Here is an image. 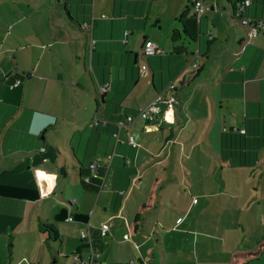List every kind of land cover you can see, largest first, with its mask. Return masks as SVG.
I'll list each match as a JSON object with an SVG mask.
<instances>
[{
  "label": "crops",
  "instance_id": "1",
  "mask_svg": "<svg viewBox=\"0 0 264 264\" xmlns=\"http://www.w3.org/2000/svg\"><path fill=\"white\" fill-rule=\"evenodd\" d=\"M39 1L16 23L30 24L34 65L18 73L0 62V252L10 259L5 247L12 235L25 238L27 221V253L44 237L54 263L58 253L82 258L89 252L80 240L84 224L108 222L95 264H150L161 225L167 235H190L187 218L211 194L199 190L206 178L214 183L222 149L239 165L264 155V25L242 49L246 29L233 17L242 0H206L194 39L180 19L186 9L195 16L193 0H56L57 8ZM246 14L264 19V0H252ZM145 40L162 52L144 57ZM15 72L20 84L10 88ZM171 82L177 103L166 116L126 122ZM98 161L107 167L94 193L82 188L78 172ZM184 186L191 209L174 216L169 198L184 204L177 201ZM50 217L59 242L38 231ZM201 217L198 209L193 222ZM157 243L165 264L166 243Z\"/></svg>",
  "mask_w": 264,
  "mask_h": 264
},
{
  "label": "rangeland",
  "instance_id": "2",
  "mask_svg": "<svg viewBox=\"0 0 264 264\" xmlns=\"http://www.w3.org/2000/svg\"><path fill=\"white\" fill-rule=\"evenodd\" d=\"M39 2L41 1L0 0V62H11L12 66L9 68L11 72L16 70L18 73H23V68H30L35 63L39 50L28 46L29 43L33 44L30 24H27L25 20L16 23L22 9L28 4L33 6ZM43 4L57 8L56 0H43ZM26 47L27 50H25ZM34 82L36 83V80L33 79L31 85ZM31 90L33 91L32 86ZM62 153L65 152L62 150ZM67 155L71 161L70 155ZM226 158L228 160L225 161L221 157L218 158L223 165L215 169L214 183L211 184L209 178H206V189L199 190L211 194L205 195L202 200L198 199L196 209L193 208L187 218L188 227L192 229L190 235L181 234L182 237H177L178 235L173 233L167 235L165 228L161 225L153 240L156 260L152 259L153 255H149L150 264H162L161 249L157 243L159 237L166 243L165 264H264V155L259 154L257 159L252 158L244 165H239L238 161H232L230 155ZM222 167L223 170H221ZM184 188L187 193L177 199L178 202L185 200L184 204L176 206V203L169 198V211L174 216L189 212L187 199L191 197L187 187L184 186ZM169 191L172 190L169 189ZM73 199L75 198L68 200ZM58 204L61 203L57 201ZM62 204L67 209V204ZM50 207H52L51 202L48 200L45 206L46 214ZM53 209L58 211L57 207ZM198 209L201 210L202 217L194 223L193 215L198 214ZM48 224L54 225V219L50 217ZM25 230L27 233L23 240L14 235L10 236V242L5 247L6 253L10 252V259L8 260L7 257L4 259L0 252V264L73 263L71 257L62 259L64 255L60 253H58L57 263H54L55 253L44 241V237H41L42 242L38 249L35 248L36 242H33L34 252L27 253V250L23 249L30 246L31 241L27 221ZM51 247L58 252L61 249L55 242ZM248 252L259 253L252 257L240 256V253ZM89 258L90 252L82 254L84 261L87 262ZM233 259L236 261L234 262ZM135 263V261L130 262V264Z\"/></svg>",
  "mask_w": 264,
  "mask_h": 264
},
{
  "label": "built area",
  "instance_id": "3",
  "mask_svg": "<svg viewBox=\"0 0 264 264\" xmlns=\"http://www.w3.org/2000/svg\"><path fill=\"white\" fill-rule=\"evenodd\" d=\"M205 1L206 0L192 1V7L194 9V13L197 19L201 17L206 10ZM251 2L252 0H242L235 8L233 14V17L234 19H236L238 24L242 26L244 29H246V36L241 43L242 49L247 44L252 43V41L257 37L260 29L264 25V19L252 18L246 14V9L251 4ZM161 52L162 50L159 49L152 41L150 40L144 41L142 46V55L144 57L154 56L160 54ZM146 68L147 66L143 64L140 68L141 72H144ZM197 69H198V65L193 60L187 66V70L192 73H194V71H196ZM19 84H20V80L13 78V82L9 85V87L13 88L18 86ZM174 89H175V84L173 82L169 83L162 91L157 93L154 100H152L145 106L138 108L134 114H127L125 117L126 122L130 123L135 118H140L144 121H153L158 117L166 116V114L170 112V110L177 103L176 98L173 96ZM104 91H105V87H102L100 93ZM241 132H244V130H242ZM114 137L117 138V134H114ZM127 142L132 147L137 146V143L134 141L132 136L127 137ZM107 157H108L107 159H109L110 155ZM103 165L105 166V170H106L107 164L105 165L104 162ZM89 166L91 169H93L99 166V164L98 162H91ZM66 221L72 222L73 221L72 216H68ZM96 228L98 229L100 236L105 238L110 229V225L108 222H101ZM89 229H90L89 224L85 223L83 230L80 232V239L83 240L86 243V245H89L88 249L90 252V258L86 262L78 254H74L72 256V260L74 264H95V258H97L98 254L93 253L90 248Z\"/></svg>",
  "mask_w": 264,
  "mask_h": 264
},
{
  "label": "trees",
  "instance_id": "4",
  "mask_svg": "<svg viewBox=\"0 0 264 264\" xmlns=\"http://www.w3.org/2000/svg\"><path fill=\"white\" fill-rule=\"evenodd\" d=\"M190 3L192 4V1ZM185 13H187V9L180 16V19H182L184 32L191 39H194L198 34L197 18H196V16L187 17ZM18 76H19V74L16 73L13 78L18 79ZM26 76L28 77L29 74H26ZM225 151H229V149H226V148L222 149V152L220 154L221 158L224 161L227 160V158L225 157ZM98 164H99V166H97L93 169H91L89 165L86 168L81 166L80 172H78L79 173V182H80V185L82 186V188L84 190L92 191L94 193H97L100 190L101 183H102V180H103V177L105 174V166L99 161H98ZM37 227H38V231L41 234L46 235V238H45L46 241H50V239L57 240L58 242L61 241L59 234L53 225L48 224L46 222L39 221L37 224ZM89 239H90V248H91L92 252L99 255L100 252L104 248V238L100 236V233L96 227H91L89 229ZM81 241H83V240H81ZM88 246L89 245H86V248H88ZM258 253L259 252L240 253V256H242V257L251 256L252 257V256H256ZM73 255H71L70 257L72 258ZM64 257H68V256H64ZM233 261L235 262L236 260L233 259ZM72 264H74V263H72Z\"/></svg>",
  "mask_w": 264,
  "mask_h": 264
}]
</instances>
